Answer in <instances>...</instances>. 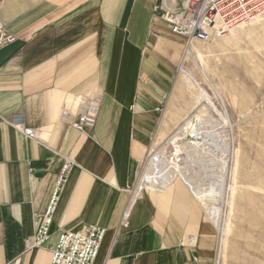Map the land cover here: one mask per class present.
I'll return each instance as SVG.
<instances>
[{
  "label": "crops",
  "instance_id": "0c3cea01",
  "mask_svg": "<svg viewBox=\"0 0 264 264\" xmlns=\"http://www.w3.org/2000/svg\"><path fill=\"white\" fill-rule=\"evenodd\" d=\"M182 1L0 0L17 38L0 51V264H51L60 235L85 226L106 231L97 264H211L213 228L189 188L134 186L181 53L161 15ZM91 107L81 133L70 122ZM55 194L50 241L29 250Z\"/></svg>",
  "mask_w": 264,
  "mask_h": 264
},
{
  "label": "rangeland",
  "instance_id": "374dc122",
  "mask_svg": "<svg viewBox=\"0 0 264 264\" xmlns=\"http://www.w3.org/2000/svg\"><path fill=\"white\" fill-rule=\"evenodd\" d=\"M251 24L209 43L178 37L175 83L134 185L138 196L154 193L153 164L160 158L173 180L189 189L214 185L222 191L214 207L197 199L213 228L211 264H264V23ZM203 139L217 145L212 153H202ZM211 207L220 213L223 232Z\"/></svg>",
  "mask_w": 264,
  "mask_h": 264
},
{
  "label": "built area",
  "instance_id": "2783aa9c",
  "mask_svg": "<svg viewBox=\"0 0 264 264\" xmlns=\"http://www.w3.org/2000/svg\"><path fill=\"white\" fill-rule=\"evenodd\" d=\"M264 14V0H183L177 9H166L161 20L170 26L173 35L183 38L189 44L209 43L221 38L232 30L252 23ZM16 37L11 35L0 23V51L15 43ZM64 118L71 116L66 110ZM97 120V109H84L81 114L71 120V125L81 133L91 134ZM27 136L33 137L31 130L24 129ZM69 161L64 166V173L72 167ZM57 195L43 215L36 234L26 242L29 250L45 246L51 238L53 215L56 210ZM126 219V218H125ZM126 220L123 226H126ZM106 231L101 227L85 226L77 232L62 233L52 248L51 264H97L96 259Z\"/></svg>",
  "mask_w": 264,
  "mask_h": 264
},
{
  "label": "bare ground",
  "instance_id": "6f19581e",
  "mask_svg": "<svg viewBox=\"0 0 264 264\" xmlns=\"http://www.w3.org/2000/svg\"><path fill=\"white\" fill-rule=\"evenodd\" d=\"M263 23H264V16L260 15L257 18H255V20L252 22L251 25L253 27H255V25H259V24H263ZM245 26L246 25L242 26L241 28H244ZM183 73H184V76L186 77V79H188L187 81H189V77H190L189 73H187L184 70H183ZM180 132H183L182 129H180ZM200 135H202V134H199L197 136V139L201 138ZM206 139H207V137H206ZM211 140L212 139H208V140H204L203 139V142L200 143L199 147H201L202 153H204V154L212 153V151L210 150L211 147L215 148L217 146V145H214L213 140H212V142H211ZM223 156H224V158L226 157V155H224V154H223ZM224 166H226L225 163H224ZM153 171H154V175H155L154 182L156 184L158 183L159 185H161L162 183H164L166 185H169V187L172 186V183L175 180H173L172 176H170L168 169H166V164L164 163V161L162 159L159 158V159H157L154 162ZM191 185H192V183H191ZM196 189H197V192H196ZM189 190L191 191V193L193 194L195 199L201 200V198H202V199H204V201L206 202V204L208 206H213V207H214V205H216L218 203L217 197L220 198V195L222 193V191L219 192L217 190V188H215L214 185H211L209 188H206L204 186H202L200 188L199 187H190ZM223 193H224V191H223ZM209 210H210L209 213H210L211 218L213 219L214 222L218 221L217 226H218V228L220 227V229L222 230V227H221L222 226V221L220 220V218H221L220 217V213H218L217 209L216 210H212V207ZM222 232H223V230H222ZM228 234H229V232H228ZM225 246H226L225 241L221 240V245H220L221 252L220 253H222V250H224ZM233 255L235 257V254H233Z\"/></svg>",
  "mask_w": 264,
  "mask_h": 264
}]
</instances>
